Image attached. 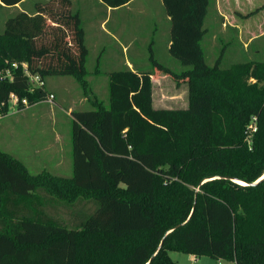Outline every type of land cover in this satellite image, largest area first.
Segmentation results:
<instances>
[{
  "label": "trees",
  "instance_id": "1",
  "mask_svg": "<svg viewBox=\"0 0 264 264\" xmlns=\"http://www.w3.org/2000/svg\"><path fill=\"white\" fill-rule=\"evenodd\" d=\"M131 1L102 0L112 8ZM163 3L169 50L190 68L174 73L150 46L155 70L110 72L108 104L88 80L90 50L71 0L38 2L35 13L6 21L0 74L10 69L13 78L0 82L3 113L12 95L43 102L49 76L74 77L92 107L71 113V177L31 174L0 150V264H175L170 251L264 264V179L252 184L264 176V60L223 67L221 55L209 65L203 40L214 0ZM23 64L43 85L30 89ZM161 70L187 79L186 108L154 106ZM40 191L96 208L69 227L46 212Z\"/></svg>",
  "mask_w": 264,
  "mask_h": 264
},
{
  "label": "rangeland",
  "instance_id": "2",
  "mask_svg": "<svg viewBox=\"0 0 264 264\" xmlns=\"http://www.w3.org/2000/svg\"><path fill=\"white\" fill-rule=\"evenodd\" d=\"M30 1L34 7L40 1L49 0ZM238 3L241 6L222 8L227 25L217 33L213 19L217 9L214 4L209 8L203 45L207 63L211 66L221 55L223 67L264 60V9L250 14L261 7L264 0ZM72 9L80 12L87 32L90 48L88 80L93 92L106 104L109 103L110 72L126 69L128 60L135 65L134 70H155L150 59V46L155 58L174 73L190 68L169 50L171 20L163 0H132L129 5L110 7V10L102 0H72ZM17 13L15 8L0 7V33L5 30L8 18ZM47 82L48 89L55 93L54 104L40 103L22 110L11 105L8 114L0 118V150L23 162L31 174L46 171L54 176L71 177L73 117L70 109L84 110L92 106L74 77L49 76ZM153 85L157 108L177 109L189 105L187 79L175 78L161 70L154 73ZM61 154L62 162L58 163ZM40 192L46 199V212L69 227H77L96 208L94 201L87 198L67 204L44 191ZM169 254L175 264H234L208 255L197 256L196 263L190 254L179 251H170Z\"/></svg>",
  "mask_w": 264,
  "mask_h": 264
},
{
  "label": "crops",
  "instance_id": "3",
  "mask_svg": "<svg viewBox=\"0 0 264 264\" xmlns=\"http://www.w3.org/2000/svg\"><path fill=\"white\" fill-rule=\"evenodd\" d=\"M243 1H245V0H214V3L213 4H214L215 8L217 9L216 10L217 11V15L213 18L214 19L216 33L217 32H220V31H223L224 28L227 25V22H225V18H223V16H222V8L223 7L229 8V7H232L234 5L235 6H241V3H238V2H243ZM247 1L250 2L251 0H247ZM30 2H31L30 0H23L21 3H18V4L13 5V6H7L3 2H0V7L1 8H15V9L18 10V13L24 11V12H28V13L33 14V13H35V6L33 7ZM40 2H43L44 3V2H47V1H40ZM131 2L129 4H131ZM129 4H127V5H129ZM108 10H110V7H108ZM168 18H169V16H168ZM85 32H86V30H85ZM87 41H88V37H87V32H86V42ZM170 43L171 42L169 41V47H170ZM89 50H90V48H89ZM127 67H132V69H133V67H135V65L131 61L128 60L127 61ZM47 85H48V82H47V79H46V88L48 89ZM48 91H50L51 93H53L52 92L53 89H48ZM153 101H154V106L157 108L156 103H155V95L153 96ZM40 103H46V102L43 101V102H40ZM40 103H37V104H40ZM37 104L33 105V107L36 106ZM158 108H165V107H158ZM73 110H75V109H72L71 108L70 109V112L72 113ZM62 155L63 154H61V155L58 156V160H57L58 163L62 162L61 159H60V157H63ZM71 161L73 162V156H71ZM190 256H191V259L196 260L195 261L196 263L198 262L197 261L198 260L197 256H195L193 254H190Z\"/></svg>",
  "mask_w": 264,
  "mask_h": 264
},
{
  "label": "built area",
  "instance_id": "4",
  "mask_svg": "<svg viewBox=\"0 0 264 264\" xmlns=\"http://www.w3.org/2000/svg\"><path fill=\"white\" fill-rule=\"evenodd\" d=\"M14 66H18L17 64H13ZM24 65L25 73L28 75L31 85V90H34L36 87L43 85V81L41 80V76L39 74H33L29 71L26 64ZM13 73L10 69H6L4 72L0 74V82L5 79H12ZM44 102L53 103L55 102V95L53 93H50L47 98L44 100ZM22 103V106L24 108L30 107L29 101L27 98H24L22 100H19V98L16 95H12L9 105H13L15 107H18V105ZM5 114L2 111V106L0 105V118L4 117Z\"/></svg>",
  "mask_w": 264,
  "mask_h": 264
},
{
  "label": "water",
  "instance_id": "5",
  "mask_svg": "<svg viewBox=\"0 0 264 264\" xmlns=\"http://www.w3.org/2000/svg\"><path fill=\"white\" fill-rule=\"evenodd\" d=\"M263 179H264V176H263L261 179H259L258 181L254 182V183H252V184H257V183H259L260 181H262ZM248 184H251V183H248Z\"/></svg>",
  "mask_w": 264,
  "mask_h": 264
}]
</instances>
